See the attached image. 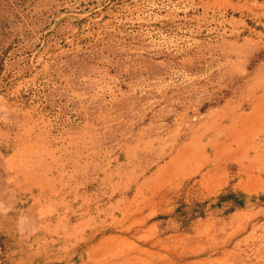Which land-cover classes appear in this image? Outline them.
Listing matches in <instances>:
<instances>
[{
    "label": "rangeland",
    "instance_id": "rangeland-1",
    "mask_svg": "<svg viewBox=\"0 0 264 264\" xmlns=\"http://www.w3.org/2000/svg\"><path fill=\"white\" fill-rule=\"evenodd\" d=\"M0 151L15 201H42L28 234L0 210V264L83 262L113 234L128 253L97 264H264V0H0ZM185 156L206 165L151 198L144 178Z\"/></svg>",
    "mask_w": 264,
    "mask_h": 264
},
{
    "label": "crops",
    "instance_id": "crops-1",
    "mask_svg": "<svg viewBox=\"0 0 264 264\" xmlns=\"http://www.w3.org/2000/svg\"><path fill=\"white\" fill-rule=\"evenodd\" d=\"M2 151H0V189H5L7 192L3 195V197H1V201H0V210L5 213L8 214L10 212H12L13 210H15V207L17 205H19L18 208H16V210L18 211L17 214V227L19 228V230L25 234H28V232L31 230V226L33 227V225H35V223H37L38 220V216H37V210H35L34 208L37 207V205L39 203H41L42 201H31V203L29 205L25 206V202L28 201H15V195H14V190H16L17 188H21V186L16 185L17 183H14V181L11 182V180H9L7 178V176H3V172L1 171L2 167ZM190 156H185V161H180L182 164H178V160H176L175 158L170 159L168 162L166 161L165 163L157 166L156 168H154L151 176L144 178L143 182H141L142 185H145L146 182H151L152 178V183L153 186H151V198H154V190L155 189H161L164 186H166L172 179L183 175H186L187 177H193L195 173H197L198 171H200V169L203 168L204 165H206V161H196V163L190 164L191 163V159L189 158ZM189 158V160H188ZM203 182H205L206 180V176L202 177ZM9 182V183H8ZM11 182V183H10ZM231 185L233 187V189H237V190H241L242 192H250L249 189H251V185L245 180V178L243 177L242 179H238L235 181H228L227 179L223 180L221 177H217L215 180V183H213L210 187V189L214 192L215 190L218 189H222L225 188L226 186ZM33 187V185L31 184L30 186L26 185L25 189L26 190H30ZM140 188V187H139ZM23 189V188H21ZM152 201V199H150ZM148 200V201H150ZM53 202H57L58 207L54 208L58 211V214L52 217H48V220H46V224H45V228H46V233H48L49 235L55 234V233H59L60 230H62L61 228H63V224L67 223V213L65 211V209H60V206H62L66 201H53ZM106 202V201H105ZM120 201H108L106 202L107 205L104 206V208L102 210L104 211H100L103 212L104 215L103 217L100 216L99 220V225H103L104 223H102L103 221L106 222L105 224H112L113 223V217H114V208L115 206L119 205ZM53 203V205L55 204ZM99 204H101V202L99 201ZM20 205L23 206L20 207ZM25 206V207H24ZM79 208V207H77ZM248 209V208H247ZM252 208H249L248 211H245V209H238L235 210L233 213H231L232 215L230 216L232 218V220L234 219H238V218H243L245 221H250L249 218H253L254 213H252ZM73 211H76V209H74ZM156 212L159 211H154L153 210H149L147 212L148 215L151 214H155ZM102 214V213H99ZM113 215V216H112ZM111 216V219H109L108 217ZM69 220V219H68ZM83 222V221H80ZM248 222H247V226H248ZM74 223V222H73ZM78 222H75V225L77 226V228H75L74 230H72V234H75L74 231L78 232V236L81 237L82 234H91L93 233V231L95 230L93 228V224L90 223L87 225H85L84 223L81 224H77ZM92 228V229H91ZM120 234H113L111 235H107L103 238H99L98 240H96L95 242H93V244H91V246H87L85 247V252L84 254H86L87 258L85 260H83V262L79 261H75L74 263L71 264H97L96 262V258L93 255V253H97V255H99L101 258H109L110 256H118V257H122L124 255H126L128 253L127 249L124 246H115L113 244L110 245H102V242H107L110 243V239L112 238H120ZM248 236V235H247ZM121 238L124 239L123 236H121ZM125 241L127 242V239H125ZM68 253H71L72 255H70V257L72 258L73 255L76 254L75 249L76 247L74 246H69L68 247ZM36 251L32 250V251H24V255H20L19 256V260L18 262H20L21 264H31L34 262V260H36L37 256H50L51 254H53V250H45V248H35ZM81 250V249H80ZM78 250L79 252L78 255L83 254L82 251ZM95 250V252H94ZM52 256V255H51ZM81 256H79L78 258H80ZM70 258V259H71ZM34 259V260H33ZM38 262L40 263V260L43 259L41 258H37ZM46 259L44 258V261ZM51 261H53V259H50ZM73 261V260H72ZM129 261V260H127ZM30 262V263H29ZM41 264V263H40ZM43 264H46L45 262ZM50 264V262H49ZM70 264V263H69ZM120 264H127L126 262H120Z\"/></svg>",
    "mask_w": 264,
    "mask_h": 264
}]
</instances>
